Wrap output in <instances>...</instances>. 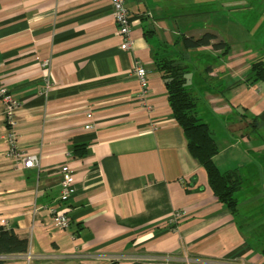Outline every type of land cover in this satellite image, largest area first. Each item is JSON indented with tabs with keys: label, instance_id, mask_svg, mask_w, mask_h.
Returning a JSON list of instances; mask_svg holds the SVG:
<instances>
[{
	"label": "crops",
	"instance_id": "1",
	"mask_svg": "<svg viewBox=\"0 0 264 264\" xmlns=\"http://www.w3.org/2000/svg\"><path fill=\"white\" fill-rule=\"evenodd\" d=\"M189 1L126 0L134 44L125 51L110 0H0V82L19 103V149L40 157L26 168L10 154L0 100V227L7 219L6 229L29 240L27 252L0 264H264V82L248 81L264 40L232 49L208 24L197 34L178 29ZM252 3L255 26H264V0ZM205 31L229 50L189 51V86L219 147L215 163L243 178L236 215L191 155L155 65L181 33ZM137 61L149 72L147 101ZM63 165L75 181L66 199ZM52 206L70 218L66 229Z\"/></svg>",
	"mask_w": 264,
	"mask_h": 264
},
{
	"label": "trees",
	"instance_id": "2",
	"mask_svg": "<svg viewBox=\"0 0 264 264\" xmlns=\"http://www.w3.org/2000/svg\"><path fill=\"white\" fill-rule=\"evenodd\" d=\"M206 46L222 49L224 54L229 50V44L218 39L212 32H206L200 37L182 35L172 45L167 44L163 52L156 54L155 65L165 82L173 115L184 130L191 155L205 170L215 196L236 215L238 201L235 194L242 187L243 178L238 170L221 171L215 163L214 157L219 152V147L209 124L198 116L199 98L189 86L188 75L194 67H191L185 57L189 51ZM209 68H206V72ZM248 81L264 82V60L251 63ZM79 147L77 145L75 149L81 150ZM28 249L27 238L20 237L11 229L0 227V255L21 254Z\"/></svg>",
	"mask_w": 264,
	"mask_h": 264
},
{
	"label": "built area",
	"instance_id": "3",
	"mask_svg": "<svg viewBox=\"0 0 264 264\" xmlns=\"http://www.w3.org/2000/svg\"><path fill=\"white\" fill-rule=\"evenodd\" d=\"M113 7V19L118 27L119 34L123 37V42L121 48L125 51H131L133 49V38L131 36V13L126 6V0H110ZM133 74L140 82L141 86V98L147 101V95L149 93V72L145 65L139 61L134 63ZM0 100L5 105L6 110V121L9 127V141L11 144L10 154L15 157V159L22 163L26 168L38 167L40 165V157L37 154L24 155L19 149L18 145V135L15 131V126L17 124L16 120V110L19 107L17 99H15L6 85L0 82ZM89 118L92 117L91 113H88ZM92 123H87L85 128H92ZM74 179L70 168L67 165L61 167V199L69 198L75 187ZM50 212L54 215L55 226L59 229H66L70 224V218L64 214L60 213L55 206L49 208ZM180 211H176L172 217L171 221H176L181 216ZM1 222L6 228H9V223L7 219H1ZM4 255H0L3 258Z\"/></svg>",
	"mask_w": 264,
	"mask_h": 264
},
{
	"label": "rangeland",
	"instance_id": "4",
	"mask_svg": "<svg viewBox=\"0 0 264 264\" xmlns=\"http://www.w3.org/2000/svg\"><path fill=\"white\" fill-rule=\"evenodd\" d=\"M252 2L253 0H243L239 1V3L236 0H192L191 2H184L183 4H187V8H190L185 11H188L190 14L183 15L184 18H180L182 16L178 17L179 19L175 20V22L179 25L178 29L182 31H189L190 29V32L196 34L197 32H201L202 28L208 24L209 29H214L222 36H225L226 41L232 49H239L242 45V47L256 50L259 47L260 41L264 40V26H255V23L259 21L254 20L256 17L252 16L257 11L256 5H252L253 7H251ZM178 4L180 5V3ZM260 7H263V3ZM196 11L200 13H195ZM177 12L181 11L178 10ZM240 21L242 23V27L240 28L241 33L236 34L233 32V24L240 23ZM204 33L196 36L200 37ZM181 36L182 33L179 37ZM196 76H201L200 72L196 71Z\"/></svg>",
	"mask_w": 264,
	"mask_h": 264
}]
</instances>
